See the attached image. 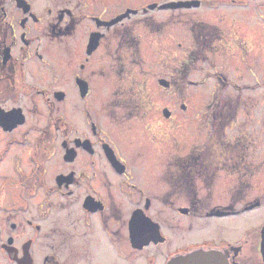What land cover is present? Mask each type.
I'll list each match as a JSON object with an SVG mask.
<instances>
[{
	"label": "flooded vegetation",
	"instance_id": "flooded-vegetation-1",
	"mask_svg": "<svg viewBox=\"0 0 264 264\" xmlns=\"http://www.w3.org/2000/svg\"><path fill=\"white\" fill-rule=\"evenodd\" d=\"M169 38L264 95V0H0V264H264V112L242 108L231 141L227 105L203 145L158 148L150 127L188 108L157 111L138 47Z\"/></svg>",
	"mask_w": 264,
	"mask_h": 264
},
{
	"label": "rangeland",
	"instance_id": "rangeland-1",
	"mask_svg": "<svg viewBox=\"0 0 264 264\" xmlns=\"http://www.w3.org/2000/svg\"><path fill=\"white\" fill-rule=\"evenodd\" d=\"M180 42L182 43L183 48L177 49L175 46ZM138 48L142 50V57L145 61L143 67L145 74L142 77L144 81H146V92H148L149 98H154V102H156L154 103V107L157 111L160 110L161 107H168L169 110L173 109L174 112H177L178 105L183 103L188 108V114L180 115L177 112L172 121L165 122L166 124L164 125L159 123V116L153 114V116L156 117L153 121L164 127H159L158 129L155 128L154 131L150 127V134L161 144L162 147L158 146V148L163 149V151H165L166 148L174 149L176 142H183L187 145L195 142L192 145H203L209 134V123H211L215 116L221 117L220 115L222 114L220 110H224L227 105L230 109L225 111L227 116L224 114L222 120L218 119L230 123L228 125L229 127L225 130L227 132L225 139L227 140L229 139L232 141L235 135L238 136L239 134V131L237 130L239 121L242 120L240 113L243 111L242 108L249 110V104H252L253 106L256 105L253 108L252 120L255 121L262 118L264 112V108L262 106L260 107L261 99L264 98L262 91L252 89L241 91L238 88H235L230 82L225 81L224 79L226 77L233 83L238 82L237 74L239 73L236 71V66L229 65L225 68L209 67L203 62V53L201 48L195 46L194 38L143 40L140 42ZM156 51L161 52V55L159 56L161 61L158 66V59L154 56ZM170 58H176V71H173V76L175 77L171 79L174 87L167 92L164 89H158L157 86H155V79L160 76V69L162 70V77L165 76V73L167 72L166 69L162 67V63ZM130 71L133 74L131 75L132 77L136 76L138 73L136 68L130 69ZM242 77L243 82H247V80L248 83L250 82V76L244 77L243 75ZM165 78L168 79V76H165ZM174 90H177L178 93ZM250 98L251 100H249ZM236 111L238 112V116ZM173 122L179 127L180 134L184 135L181 139L180 135L175 133L177 130H172ZM196 130H198V134L195 133ZM175 135L177 140L171 141L170 144L173 146L170 147L171 145L167 141V136L169 138V136L173 137ZM193 136L196 137V140H193ZM156 153L157 152L153 151L152 160L156 159ZM258 180L259 179L253 182V185H255L253 186L255 193L261 188L260 183H257ZM245 222L247 224L249 223V220L241 221L239 224V230H243L242 226Z\"/></svg>",
	"mask_w": 264,
	"mask_h": 264
},
{
	"label": "water",
	"instance_id": "water-1",
	"mask_svg": "<svg viewBox=\"0 0 264 264\" xmlns=\"http://www.w3.org/2000/svg\"><path fill=\"white\" fill-rule=\"evenodd\" d=\"M261 244L260 250L262 255V260L264 261V228L261 232ZM168 264H227L224 262L222 257L218 254L205 253V252H196L191 253L186 257L179 258L168 262Z\"/></svg>",
	"mask_w": 264,
	"mask_h": 264
}]
</instances>
